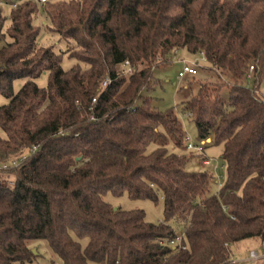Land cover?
I'll return each mask as SVG.
<instances>
[{
    "label": "trees",
    "instance_id": "obj_1",
    "mask_svg": "<svg viewBox=\"0 0 264 264\" xmlns=\"http://www.w3.org/2000/svg\"><path fill=\"white\" fill-rule=\"evenodd\" d=\"M4 1L18 3L9 16L0 6V165L27 155L0 170V264L32 262L35 240L63 264H232V245L264 242V0ZM41 8L61 53L38 41ZM181 52L233 81L182 105L200 142L223 145L216 193L211 172L187 170L205 145L188 150L178 107L156 105V71ZM125 193L161 195L164 218L105 200Z\"/></svg>",
    "mask_w": 264,
    "mask_h": 264
},
{
    "label": "rangeland",
    "instance_id": "obj_2",
    "mask_svg": "<svg viewBox=\"0 0 264 264\" xmlns=\"http://www.w3.org/2000/svg\"><path fill=\"white\" fill-rule=\"evenodd\" d=\"M3 10L6 16H9L11 12L10 5L4 4ZM35 23L41 27L38 37V41L41 45L53 46L57 53H61L67 49L65 43L60 41L57 34L48 32L47 26L49 25V21L42 8L35 19ZM180 54L181 58L188 60L194 58V56L188 55L185 52H181ZM75 62V59H71L67 55L63 56L62 65L65 69L71 67ZM200 63L201 67L198 68V73L196 75H187L183 79L178 78L181 63L176 59L173 64L161 67L156 71V77L160 79L162 86L157 87L155 90V96L157 97L156 105H158L160 109L165 110L171 107H178L184 128L192 142L196 145L202 142L197 138V130L193 121L189 120L187 116L182 113L183 103L189 100L193 95H196L202 84H213L214 86L212 85V87L216 88V84H218L219 81L224 82V80H227L229 83H233L231 77L226 74H224L223 77L220 76L219 80L218 73L214 69H208L209 64H207L206 61L200 60ZM21 84V81H17L15 89L19 90ZM38 84L40 86H46L47 75H43L38 80ZM247 84H252V80H247ZM260 92L264 97V82L260 86ZM221 96L226 99L229 97V89L227 86L222 87ZM3 102L4 101L0 98V104ZM0 135H2L1 131ZM155 147L156 144H152L149 149L152 150ZM187 153L188 151L185 152V154ZM222 154L223 145H218L210 139V141L205 144V150L203 152H194L192 154L187 166L188 171H209L213 174L210 188L211 193H216L226 182L227 166ZM205 160L210 161V163L205 164ZM105 200L111 203L115 208L119 207L123 210L142 209L145 211L146 220L152 223H157L164 218V200L161 195H159L157 203L148 199H132L126 193L120 197L108 194ZM175 231L178 238L183 237V226L176 225ZM180 242V239L177 240V243ZM30 247L35 250L37 254L36 258L30 263L17 264H63L61 258L51 249L48 241L35 240L30 243ZM231 249L233 253L232 264H262L264 261V242L259 239L243 240L232 245ZM253 251L259 255V258L253 259L251 257Z\"/></svg>",
    "mask_w": 264,
    "mask_h": 264
},
{
    "label": "built area",
    "instance_id": "obj_3",
    "mask_svg": "<svg viewBox=\"0 0 264 264\" xmlns=\"http://www.w3.org/2000/svg\"><path fill=\"white\" fill-rule=\"evenodd\" d=\"M40 3H44L46 2L47 0H38ZM18 2H5L4 0H0V6H3L4 4H9L10 7H15L17 5ZM200 56V57H199ZM176 60L181 63V69L179 70V73H178V78L179 79H183L184 77H186L187 75H191V76H194L198 73V68L201 67V63H200V60H203V61H207L206 60V57H205V54L203 52H200L198 53L196 56H194V58L192 60H188V59H185V58H181L179 56L176 57ZM125 67H127L126 69V74L127 75H130L132 73V69L129 67V63L126 62L124 64ZM254 71H255V67L253 65H251L249 67V78H252L253 75H254ZM111 83V78L110 77H107L105 78L102 83H101V87L102 88H105L107 85H109ZM96 101V99H94V102ZM186 140L188 142V146H187V149L188 150H192V151H203L204 150V145H205V142H202L200 143L199 145H196L192 142V140L190 139L189 136L186 137ZM26 153L23 154L21 156V158H16L14 159L11 163H6V164H2L0 165V170L1 169H6L10 166H17L19 164V162L23 159L26 158ZM205 164H209L210 161L206 160L204 161ZM181 241V238H177V240ZM177 240L176 241H173L172 242V245L174 247H176L177 245H179L180 243H177ZM251 257L253 259H257L259 258V255L256 253V252H252L251 253Z\"/></svg>",
    "mask_w": 264,
    "mask_h": 264
},
{
    "label": "water",
    "instance_id": "obj_4",
    "mask_svg": "<svg viewBox=\"0 0 264 264\" xmlns=\"http://www.w3.org/2000/svg\"><path fill=\"white\" fill-rule=\"evenodd\" d=\"M208 141H210V139Z\"/></svg>",
    "mask_w": 264,
    "mask_h": 264
}]
</instances>
